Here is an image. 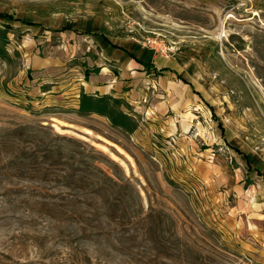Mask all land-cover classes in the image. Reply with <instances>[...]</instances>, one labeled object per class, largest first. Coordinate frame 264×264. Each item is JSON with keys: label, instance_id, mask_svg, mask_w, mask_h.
<instances>
[{"label": "rangeland", "instance_id": "rangeland-1", "mask_svg": "<svg viewBox=\"0 0 264 264\" xmlns=\"http://www.w3.org/2000/svg\"><path fill=\"white\" fill-rule=\"evenodd\" d=\"M0 12V264H264V0ZM91 41L92 68L109 41L192 86L136 74L137 102L102 96L97 114L87 93L50 101L51 81L87 76Z\"/></svg>", "mask_w": 264, "mask_h": 264}, {"label": "crops", "instance_id": "crops-1", "mask_svg": "<svg viewBox=\"0 0 264 264\" xmlns=\"http://www.w3.org/2000/svg\"><path fill=\"white\" fill-rule=\"evenodd\" d=\"M96 50L98 54H100L98 56L99 63H97L96 67L92 68L91 41L88 56L85 57L88 62L86 70L87 76L80 72L82 77H79L78 81L74 79L51 81L56 82L58 85H54L55 83L53 84L50 82L53 85L45 88L43 91L41 89L42 94L50 101L54 98L60 99L63 103V108H68L80 106L83 93L92 95L95 101L105 96L109 99H126L132 104H135L137 102L135 100L137 99H134V101L131 99L130 101V98L135 97L134 94H136V87L139 83L137 75L143 76V78H141L143 82H148L150 84L154 81L158 84L161 82L163 84L162 88L165 89L170 87L171 83H173V77L176 75L180 77V81L183 84L192 86L190 83L191 81L181 77L177 68L170 61L160 56L158 59V55L154 52H137L135 49H130L123 44L111 43L109 41L98 44ZM53 91H58L57 95H54ZM171 94L174 93L172 92L170 95ZM176 96H178V94ZM179 96L181 98L183 97L182 101L184 102L188 99V94H186V92L184 96ZM95 97L100 98L97 99ZM142 97L144 96L139 93L138 98ZM135 98H137V96ZM189 98L192 99L190 96ZM92 114L97 113L92 111ZM154 114L156 118L162 116L160 111H154Z\"/></svg>", "mask_w": 264, "mask_h": 264}, {"label": "trees", "instance_id": "trees-1", "mask_svg": "<svg viewBox=\"0 0 264 264\" xmlns=\"http://www.w3.org/2000/svg\"><path fill=\"white\" fill-rule=\"evenodd\" d=\"M0 17H11V15L10 14H8V13H3V12H0ZM67 28V27H66ZM84 97V101H82V103L84 104V105H87V106H92V111H94V112H99V110H102L101 109V107H96L95 108V106H94V99L90 96V95H84L83 96ZM104 99H105V97H102L100 100H98V102H103L104 101ZM125 116V115H124ZM117 119V118H116ZM114 122H117L116 120H114Z\"/></svg>", "mask_w": 264, "mask_h": 264}]
</instances>
